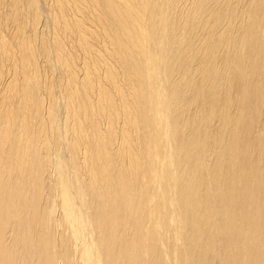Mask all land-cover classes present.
Here are the masks:
<instances>
[{
    "label": "bare ground",
    "instance_id": "1",
    "mask_svg": "<svg viewBox=\"0 0 264 264\" xmlns=\"http://www.w3.org/2000/svg\"><path fill=\"white\" fill-rule=\"evenodd\" d=\"M0 264H264V0H0Z\"/></svg>",
    "mask_w": 264,
    "mask_h": 264
}]
</instances>
